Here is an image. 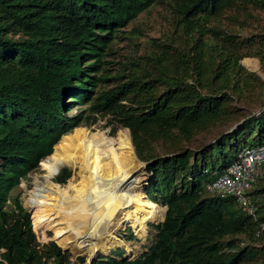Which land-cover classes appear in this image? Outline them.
I'll use <instances>...</instances> for the list:
<instances>
[{
    "label": "trees",
    "instance_id": "1",
    "mask_svg": "<svg viewBox=\"0 0 264 264\" xmlns=\"http://www.w3.org/2000/svg\"><path fill=\"white\" fill-rule=\"evenodd\" d=\"M154 6L169 7L178 29L154 42L135 70L112 75L106 67L117 65L108 60L112 45ZM256 12L264 14V0H0V264H72L55 243H38L15 192L63 136L94 114L114 132L128 129L139 160L152 162L144 193L159 209L155 221L165 220L150 224L157 234L139 258L117 260L122 250L116 249L92 264H243L260 256L235 238L264 237L256 236L264 223V175L251 191L256 221L235 209L233 198L206 192L205 184L242 149L264 144V111L214 143L182 148L231 121L236 96L259 80L241 61H263L259 51H243L264 50V42L237 39L220 27L224 16ZM109 83L115 86L101 88ZM158 145L167 149L163 155ZM55 175L52 181L64 185L71 172Z\"/></svg>",
    "mask_w": 264,
    "mask_h": 264
},
{
    "label": "bare ground",
    "instance_id": "2",
    "mask_svg": "<svg viewBox=\"0 0 264 264\" xmlns=\"http://www.w3.org/2000/svg\"><path fill=\"white\" fill-rule=\"evenodd\" d=\"M243 63L253 72L259 70L256 61ZM129 133L118 137L114 151L95 143L86 128H76L56 145L43 163L44 182H35L26 203L43 241H48V231L61 248L91 258L126 247L116 237L124 223L141 229L140 238L148 236L146 227L159 211L141 190L145 166ZM62 167L76 170L72 193L52 181Z\"/></svg>",
    "mask_w": 264,
    "mask_h": 264
},
{
    "label": "rangeland",
    "instance_id": "3",
    "mask_svg": "<svg viewBox=\"0 0 264 264\" xmlns=\"http://www.w3.org/2000/svg\"><path fill=\"white\" fill-rule=\"evenodd\" d=\"M237 17V18H236ZM233 18L231 16H224L221 19L220 27L227 31H230L231 34H234L237 39L246 40V39H257L264 42V14L260 12H256L253 16L242 17L236 16ZM173 29H178L177 21L174 17L172 11L167 6H154L147 12L143 13L139 16V18L131 23L127 28L119 35V38L114 42L112 45V51L114 56L108 58L109 61L116 63L117 65H107L108 69H112L111 74L115 75L116 73H123V72H130V69H136L137 64L142 65L145 61H147V54L151 51V47L154 42H165L166 38L173 34ZM259 46H254L250 50H245L243 53L254 55L257 51L259 54L264 58V50L258 48ZM246 60H253L256 61L259 65V70L257 72H253L249 70L245 66ZM135 62V63H134ZM134 63V65H133ZM241 65L246 69L249 74H256L259 80L254 82V89L252 92L249 90L245 91L243 95L236 96L234 105L236 107L235 111L236 114L232 118L231 121L228 123L219 125L214 127L204 134L199 135L196 137L194 142L185 144L182 148H191L196 150L198 146L208 145L210 143H214L215 140L219 139L222 135L231 132V130L242 123L244 120L249 119L250 117L254 116L257 117L264 111V60L256 57H247L241 61ZM143 67V66H142ZM110 73V72H109ZM115 85L113 83L101 85L102 89L112 88ZM77 109H73L70 111L71 116H75ZM87 123V124H86ZM76 128H86L89 133L91 134L93 141L97 144L102 145L106 149L110 151H114L119 147V139L120 135H125V133H129L128 129L118 127L117 130L113 131V126L108 125V121L106 118H103L100 114L92 115L89 120L87 119L85 123ZM76 128H73L72 131L69 133L71 134ZM97 133V134H96ZM68 134V135H69ZM130 135V133H129ZM66 136V135H65ZM64 137V136H63ZM62 137V138H63ZM131 137V135H130ZM165 146L162 147L161 145L157 146V153L159 155H163L166 152ZM44 161L41 163L40 169L29 176L27 180H24L20 185V188L15 192L20 194L21 203L23 207L30 213L31 224L33 231L36 235L37 241L41 246L47 245L49 243H55L57 246L58 244L53 239L51 233L47 231L46 240L43 241V237L37 231L33 217L31 213V209L28 206L27 200L29 199V191H31L35 187V182H44V174L45 169L43 167ZM68 169L71 172L70 178L64 185V188L69 192L72 193V189L70 188V184L74 182L76 178V170L69 169L67 167H62ZM60 168V170L62 169ZM60 170H56L55 174H57ZM54 174V175H55ZM143 179L141 182V190L145 195V187L148 185L149 177L147 172L144 168L143 171ZM56 176V175H55ZM54 176V177H55ZM53 177V178H54ZM264 179V178H263ZM53 180V179H52ZM261 182V181H260ZM263 182L259 183L263 184ZM146 197V196H145ZM223 201H220V204ZM158 205V204H157ZM161 208V205H158ZM235 209L239 210V206L235 205ZM166 210V208H165ZM159 211V209H158ZM159 215V214H158ZM157 215V220L159 216ZM154 220V221H155ZM158 225L162 223V221H155L150 222L146 227L148 236L145 239L140 238V230L139 228L135 227L130 223H124L121 228L117 231L116 237L126 246V247H116L112 249L115 251L116 249H121L122 253L117 260H134L139 258L141 255L145 254L148 251V247L151 245L152 239L157 234V231L150 227V224ZM130 233L134 235L133 240H128ZM235 239L238 240L240 243L241 248L245 246H249L255 251L260 253V256L255 258L252 261H245L243 264H264V237L261 239L249 238L245 235H240ZM227 240H230L228 238ZM60 247V246H58ZM61 248V247H60ZM64 252L69 253L70 261L72 264H78V258L84 257L85 263L84 264H92V261L97 259L99 256H109L112 255V250L108 253H99L93 257H88L85 254H73L71 250H65L61 248Z\"/></svg>",
    "mask_w": 264,
    "mask_h": 264
},
{
    "label": "built area",
    "instance_id": "4",
    "mask_svg": "<svg viewBox=\"0 0 264 264\" xmlns=\"http://www.w3.org/2000/svg\"><path fill=\"white\" fill-rule=\"evenodd\" d=\"M203 173L206 175L208 171L205 170ZM262 175H264V144L242 149L231 165L224 171L212 175L211 180L205 184V190L221 199L233 198L235 203L256 221V207L251 191ZM263 235L264 223H261L256 236Z\"/></svg>",
    "mask_w": 264,
    "mask_h": 264
},
{
    "label": "water",
    "instance_id": "5",
    "mask_svg": "<svg viewBox=\"0 0 264 264\" xmlns=\"http://www.w3.org/2000/svg\"><path fill=\"white\" fill-rule=\"evenodd\" d=\"M244 122V121H243ZM242 122V123H243ZM241 124V123H240ZM239 124V125H240ZM238 126V125H237ZM237 126H235L232 130H231V132H233L236 128H237ZM130 132V131H129ZM231 132H229V133H231ZM61 141V140H60ZM59 141V142H60ZM56 147V146H55ZM55 147H54V149H55ZM137 159H138V161L141 163V164H143L144 166H145V170L147 169V167L152 163V162H150V163H144V162H142V161H140L139 160V158L137 157ZM166 212H167V210H166ZM165 216H166V214H165ZM164 220H165V218H164ZM164 222V221H163Z\"/></svg>",
    "mask_w": 264,
    "mask_h": 264
}]
</instances>
